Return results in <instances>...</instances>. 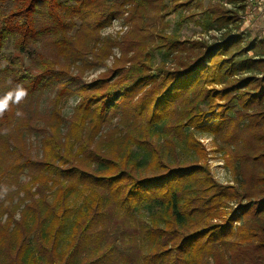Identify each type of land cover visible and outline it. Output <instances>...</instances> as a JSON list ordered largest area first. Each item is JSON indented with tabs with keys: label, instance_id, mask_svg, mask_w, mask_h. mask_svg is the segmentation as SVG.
Returning a JSON list of instances; mask_svg holds the SVG:
<instances>
[{
	"label": "trees",
	"instance_id": "trees-1",
	"mask_svg": "<svg viewBox=\"0 0 264 264\" xmlns=\"http://www.w3.org/2000/svg\"><path fill=\"white\" fill-rule=\"evenodd\" d=\"M247 1L0 0V98L27 92L0 115V264H264Z\"/></svg>",
	"mask_w": 264,
	"mask_h": 264
},
{
	"label": "rangeland",
	"instance_id": "rangeland-1",
	"mask_svg": "<svg viewBox=\"0 0 264 264\" xmlns=\"http://www.w3.org/2000/svg\"><path fill=\"white\" fill-rule=\"evenodd\" d=\"M248 7L245 14V23L243 25V32L245 35H248L250 39L264 37V0H249L247 1ZM196 18H200L196 16ZM171 26L168 29V32L176 33L182 38H195L202 36L203 26L197 24L193 20H187L182 24L179 23V15L177 13L172 14L170 17ZM123 24L121 20H116L114 25L107 29V33L115 35L118 31L121 30ZM125 29V28H124ZM209 35H217L214 31H210ZM159 57V54L156 56ZM98 71L88 72L87 78L91 79ZM75 104V98H72L67 106L65 107V114L69 116L72 112L73 105ZM200 138L204 143L210 148L211 147V138L207 135L199 133ZM35 139V137L33 138ZM209 164L212 168V171L216 178L222 182H226L231 179V174L229 169L224 165V162L219 153L212 152L210 153Z\"/></svg>",
	"mask_w": 264,
	"mask_h": 264
},
{
	"label": "clouds",
	"instance_id": "clouds-1",
	"mask_svg": "<svg viewBox=\"0 0 264 264\" xmlns=\"http://www.w3.org/2000/svg\"><path fill=\"white\" fill-rule=\"evenodd\" d=\"M26 95V90L17 86V89L14 92H9L4 97L0 98V115H3L4 111L9 107L10 101L19 103L24 97H26Z\"/></svg>",
	"mask_w": 264,
	"mask_h": 264
}]
</instances>
